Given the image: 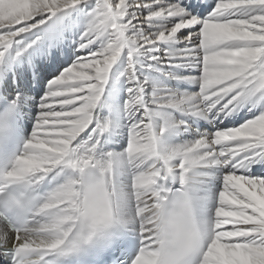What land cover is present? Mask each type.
Here are the masks:
<instances>
[{"label": "snow or ice", "instance_id": "1", "mask_svg": "<svg viewBox=\"0 0 264 264\" xmlns=\"http://www.w3.org/2000/svg\"><path fill=\"white\" fill-rule=\"evenodd\" d=\"M262 101L264 0H0V264H264Z\"/></svg>", "mask_w": 264, "mask_h": 264}, {"label": "bare ground", "instance_id": "2", "mask_svg": "<svg viewBox=\"0 0 264 264\" xmlns=\"http://www.w3.org/2000/svg\"><path fill=\"white\" fill-rule=\"evenodd\" d=\"M69 14H70V15H73V16L76 15L75 11H70ZM58 15H62V14H58ZM52 19L55 20L56 17H53ZM48 23L51 24L52 21L49 20ZM46 26H47V25H45V27H46ZM67 66H68V65H65V67H67ZM62 70H63V69H61V71H62ZM120 70H122V69H121V66L118 64V65L116 66V68H114V72H116V73L118 74ZM189 71H191V70H189ZM58 74H59V73H57V75H58ZM150 74L153 76V78H155V79H157V80H161V81H163L164 83L171 84L172 87H177V82H176V81H174V80H172V81L163 80V77H161V76L159 75L158 72H152V73H150ZM110 86H111V85H109V87H110ZM178 86H179L180 88L190 87L189 85H186V84H179ZM261 103H264V101H262ZM247 108H248V111H249V108L251 109V111H249L250 113L255 112L257 115L259 114V107H258V106H257V107H253L252 104L249 103L248 106H247ZM251 118H252V116H251Z\"/></svg>", "mask_w": 264, "mask_h": 264}, {"label": "clouds", "instance_id": "3", "mask_svg": "<svg viewBox=\"0 0 264 264\" xmlns=\"http://www.w3.org/2000/svg\"><path fill=\"white\" fill-rule=\"evenodd\" d=\"M194 223H196V224L199 223V218H198V217H195V218H194Z\"/></svg>", "mask_w": 264, "mask_h": 264}]
</instances>
